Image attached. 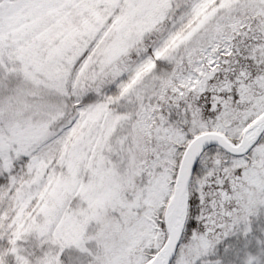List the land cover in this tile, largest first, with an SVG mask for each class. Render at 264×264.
Listing matches in <instances>:
<instances>
[{"label":"snow or ice","instance_id":"obj_1","mask_svg":"<svg viewBox=\"0 0 264 264\" xmlns=\"http://www.w3.org/2000/svg\"><path fill=\"white\" fill-rule=\"evenodd\" d=\"M0 264H264V0H0Z\"/></svg>","mask_w":264,"mask_h":264}]
</instances>
